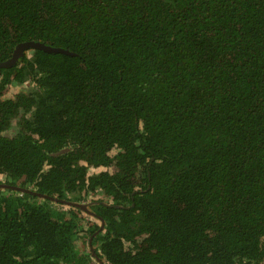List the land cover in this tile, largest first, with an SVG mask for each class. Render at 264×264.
I'll return each instance as SVG.
<instances>
[{
  "label": "trees",
  "instance_id": "obj_1",
  "mask_svg": "<svg viewBox=\"0 0 264 264\" xmlns=\"http://www.w3.org/2000/svg\"><path fill=\"white\" fill-rule=\"evenodd\" d=\"M25 41L74 55L0 67V264H264V0H0Z\"/></svg>",
  "mask_w": 264,
  "mask_h": 264
},
{
  "label": "water",
  "instance_id": "obj_2",
  "mask_svg": "<svg viewBox=\"0 0 264 264\" xmlns=\"http://www.w3.org/2000/svg\"><path fill=\"white\" fill-rule=\"evenodd\" d=\"M40 50L46 53L51 54H64V55H74V53L68 49L59 48V47H53L48 44L42 43L40 41H25L15 46L12 56L6 60L5 62L0 63V67H11L14 66L19 58L20 55H22L27 50ZM3 188H6L8 186L1 184L0 185ZM16 190H19L15 188ZM74 206H77L78 208L86 211V205L84 204H72Z\"/></svg>",
  "mask_w": 264,
  "mask_h": 264
},
{
  "label": "rangeland",
  "instance_id": "obj_3",
  "mask_svg": "<svg viewBox=\"0 0 264 264\" xmlns=\"http://www.w3.org/2000/svg\"><path fill=\"white\" fill-rule=\"evenodd\" d=\"M15 90L16 89H14V88H10V90H9V95H14L15 94ZM10 136L11 135H13L14 134V131L13 130H10L9 132H7ZM91 172H93V171H91ZM95 172H97V171H95ZM94 173V172H93ZM93 198H95V199H99V200H102L103 199V197H100V196H96V197H93Z\"/></svg>",
  "mask_w": 264,
  "mask_h": 264
}]
</instances>
